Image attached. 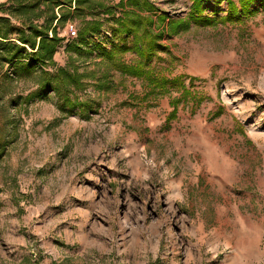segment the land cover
<instances>
[{
  "label": "rangeland",
  "instance_id": "rangeland-1",
  "mask_svg": "<svg viewBox=\"0 0 264 264\" xmlns=\"http://www.w3.org/2000/svg\"><path fill=\"white\" fill-rule=\"evenodd\" d=\"M151 1L171 17L191 4ZM215 2H204L210 15ZM78 24L61 28L56 65ZM163 42L177 58L173 73L205 97L180 103L169 120L178 91L145 107L129 101L143 91L137 78L100 95L87 87L82 96L98 99L87 118L61 115L53 93L0 102V136L10 138L0 158V264H264V11ZM33 88L14 82L12 98Z\"/></svg>",
  "mask_w": 264,
  "mask_h": 264
},
{
  "label": "trees",
  "instance_id": "trees-1",
  "mask_svg": "<svg viewBox=\"0 0 264 264\" xmlns=\"http://www.w3.org/2000/svg\"><path fill=\"white\" fill-rule=\"evenodd\" d=\"M206 12L205 0H191L184 17H171L151 0H6L0 3V102L11 96L14 105L49 93L55 96L56 109L63 116L95 113L98 99L83 97L93 86L98 95L114 91L127 78L141 81L142 92L129 93V101L151 106L152 101L171 95L167 120L174 118L178 105L197 107L205 97L174 74L176 56L163 42L167 37L195 26L235 24L264 11V0H225L224 14L216 8ZM259 2V5H254ZM78 20L75 36L65 45L67 60L56 65L54 54L65 41L61 28ZM107 33L98 39L104 29ZM117 77V78H116ZM190 81L199 80L190 77ZM32 81L35 88L25 95H12L14 82ZM138 101V102H135ZM130 103V102H124ZM192 106V107H193ZM1 105L0 111L7 109ZM222 114L217 108L211 117ZM8 120L2 122L5 129ZM11 123V122H10ZM10 142L0 136V158Z\"/></svg>",
  "mask_w": 264,
  "mask_h": 264
}]
</instances>
